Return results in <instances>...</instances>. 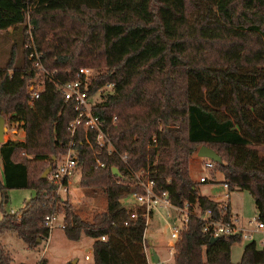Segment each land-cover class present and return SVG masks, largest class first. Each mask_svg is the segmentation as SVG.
<instances>
[{
  "label": "trees",
  "instance_id": "1",
  "mask_svg": "<svg viewBox=\"0 0 264 264\" xmlns=\"http://www.w3.org/2000/svg\"><path fill=\"white\" fill-rule=\"evenodd\" d=\"M27 9L30 26L20 27ZM11 27H20L21 51L15 57L13 45L0 64V115L17 122L24 137L0 142V188L27 187L33 194L15 214L2 211L0 234L12 232L32 248L48 237L44 216L62 213L66 239H92L91 264H147L143 218L122 224L131 207L121 200L141 190L139 170L172 205L187 204L189 211L196 205L199 213L229 220L226 202L199 193L189 175V156L201 144L220 156L211 170L221 172L226 189L247 190L264 222V151L250 146L264 143V0H0V30ZM28 29L42 66L53 71L41 75L31 103L27 83L38 72L31 47L23 46ZM257 65L261 72L248 68ZM79 66L94 69L87 95L112 84L91 104L101 144L94 128L79 123L69 131L73 103L59 86ZM68 148L78 184L104 194V210L89 220L40 177ZM202 226L189 215L172 262L155 264H229L240 235L208 242ZM238 263L264 264V244L245 243ZM0 264H12L1 245Z\"/></svg>",
  "mask_w": 264,
  "mask_h": 264
},
{
  "label": "rangeland",
  "instance_id": "2",
  "mask_svg": "<svg viewBox=\"0 0 264 264\" xmlns=\"http://www.w3.org/2000/svg\"><path fill=\"white\" fill-rule=\"evenodd\" d=\"M28 18L29 12L27 9L20 27L24 25L27 27L30 26ZM20 27H11L5 30H0V64H3L8 59L13 49V45H15L13 55L19 58L21 51ZM262 67L263 66L261 65H257L248 68H251L256 72H261ZM103 88L104 92L109 87L107 88V86H104ZM100 92L99 90L94 92L89 97V100L91 102L97 100ZM16 123L17 122L10 121L4 117V124L6 125L5 132H7V136L6 134H3V140L10 137L11 131L13 132L11 136L19 137L20 126ZM250 146L255 148L259 153L264 151V143L250 144ZM197 147L198 145L190 155H193V160L196 163L195 166L197 165L198 169H194L193 165L190 172H192L194 176L204 175L207 178L203 182L196 180L198 191L201 194H207V197L212 200L220 198L224 200L226 192V199L228 200L229 208L233 214L231 216L237 218L238 224L242 225V232L245 233L246 229H252L253 225L252 223H248V221L255 218L256 213L249 192L244 189L228 190L225 186H222V179H219V177H222V174L219 170H210L200 165L202 159L200 160L199 157L195 155ZM78 175V170L74 169L69 178L70 184L68 186V191L66 193L61 192L59 197L69 203L71 209L82 219L89 220L94 213L104 210V194L99 187L80 186L77 181ZM32 194V189L27 187L0 188V217L2 211L10 214L18 212L23 203L27 201ZM223 200L219 202L225 203L226 201ZM121 201L125 202L129 207L132 206V204H130V199L124 198ZM197 209V206L194 205V212H197ZM157 211H152L153 214L149 219L150 221L143 231L144 239L142 244L146 246L145 257L147 264H153L152 252L160 262L170 263L172 261V254H169L168 248L166 247L169 234L163 227L161 212L158 213ZM55 216V225L49 230L50 233L48 237L44 241L36 243L32 248L27 247L12 232H4L0 234V245L10 256L12 264H39L40 261H42V264H68L74 259L76 260L75 264H91L92 239L86 236H81L77 241L66 239L62 230L57 225L62 222V213H56ZM252 235L256 247L259 248L261 246L260 234L252 233ZM148 242L151 244L149 245ZM247 242H249V240L241 238V241L231 244L229 251V264H239L238 261L242 247ZM85 255L88 257L87 259H84Z\"/></svg>",
  "mask_w": 264,
  "mask_h": 264
},
{
  "label": "built area",
  "instance_id": "3",
  "mask_svg": "<svg viewBox=\"0 0 264 264\" xmlns=\"http://www.w3.org/2000/svg\"><path fill=\"white\" fill-rule=\"evenodd\" d=\"M24 47H31L28 52V57H32L31 64L37 69V72L33 77L28 80L27 91L29 93L27 102L31 101L39 95V92L43 86V80L41 75H46L48 77L52 76L53 71H47L42 66L37 51L32 45L31 34L28 29V38L23 43ZM94 69L87 66H79L75 72V78L71 80L64 81L60 84L59 89L64 99H70L73 103L74 116L69 121L68 127L70 133L73 132L75 125L81 123L84 130L88 128L96 129V139L101 144L103 141V134L100 127V121L98 117L93 114L91 110L92 102L89 100V95H87L88 84L93 77ZM111 88V83H106L101 88L99 92H103V87ZM105 91H109L110 89ZM114 119V116H112ZM74 151L72 148L59 156V158L54 162L49 172L47 173V178L54 184L55 194L58 195L61 192L66 193L68 191V186L70 184L69 178L75 167V159L73 155ZM202 162L200 165L207 169H212V161L207 157H201ZM101 165V163H98ZM135 178L137 184L141 187L140 191H132L127 199H130L131 208L127 211V219L123 221V225L126 226L130 220H135L138 215L144 220V228L149 222L152 211L161 212V218L163 222V227L168 231L169 237L166 242V247L168 248L169 254L173 252V245L178 239L179 232L182 227L185 226L189 215H194L203 222L202 231L207 233L210 237H228L231 235H240L241 238L253 241L252 233L260 234V244H264V222L252 218L248 223H252V229H244L243 233L242 225L238 224L237 218L232 217L230 214L229 220H223L220 216L218 219L210 217V211L205 210L203 213H199L192 210H188V205L184 204L181 207L172 205L167 199L166 191H156L153 189V180L148 176L146 171L139 170L135 173ZM197 181H205L207 178L204 175H199ZM224 184V183H223ZM225 186V184H224ZM226 197V193H225ZM125 198V199H126ZM225 208V207H224ZM137 209V210H136ZM139 210V212H138ZM56 216L55 214H49L44 216L43 225L48 229H52L55 225ZM61 229L63 223L57 224ZM104 239V237H100ZM143 252L145 254V245L141 244ZM88 257L85 255L84 259Z\"/></svg>",
  "mask_w": 264,
  "mask_h": 264
},
{
  "label": "water",
  "instance_id": "4",
  "mask_svg": "<svg viewBox=\"0 0 264 264\" xmlns=\"http://www.w3.org/2000/svg\"><path fill=\"white\" fill-rule=\"evenodd\" d=\"M6 129V125L4 124V118L0 115V142L3 141V132L5 131ZM196 155L197 156H200V157H207L215 162H218V163H221V159H220V156L209 146H206V145H199L195 151ZM51 159H54V156L52 155L51 156ZM51 168V164L48 163L44 168L43 170L41 171L40 173V177L44 178L47 176V173L49 172ZM111 172L113 174H116V169L115 167H111ZM216 239V237H209L208 239V242H212ZM38 242V241H37ZM150 245V244H149ZM152 257H153V264L157 263L158 262V259L156 257V255L152 252ZM76 260H72L70 262V264H75Z\"/></svg>",
  "mask_w": 264,
  "mask_h": 264
},
{
  "label": "crops",
  "instance_id": "5",
  "mask_svg": "<svg viewBox=\"0 0 264 264\" xmlns=\"http://www.w3.org/2000/svg\"><path fill=\"white\" fill-rule=\"evenodd\" d=\"M17 124V123H16ZM19 125V124H18ZM20 126V125H19ZM19 137L17 138V137H14V136H11V134L13 133L12 131H11V133H10V137H8V138H6V139H13V140H22L23 139V137H24V130H23V128L20 126V128H19ZM3 134L5 135L6 134V136H7V132H3ZM3 136V135H2ZM14 137V138H13ZM5 139V140H6ZM4 141V140H3ZM195 155H196V153H195ZM197 156V155H196ZM197 157H199V159L201 160L202 158L200 157V156H197ZM195 162H194V160H193V155H190L189 156V159H188V172H189V175H190V177L193 179V180H198L197 178H198V175L197 176H194V174H192V172H190V170H191V168H193V165H194V169H198V166L196 167L195 166ZM0 178H1V159H0ZM219 179H222V177H219ZM203 182V181H202ZM222 186H224V184L222 183ZM200 193V192H199ZM226 193V192H225ZM204 195H207V194H205L204 193ZM227 198V193H226V197H225V199L223 200L222 198H220V199H213V200H215V201H226V204H227V206H228V208H229V204H228V200L226 199ZM229 213L231 214V215H233L232 214V212H231V210H230V208H229ZM150 221V220H149ZM145 229V228H144ZM50 233V232H49ZM49 233H48V235H49ZM143 239H144V237H143ZM92 242V241H91ZM148 244H151L150 242H148ZM158 259V258H157ZM158 262H160L159 260H158ZM172 262V261H171ZM170 262V263H171ZM146 263H147V261H146ZM162 263H164V262H162Z\"/></svg>",
  "mask_w": 264,
  "mask_h": 264
}]
</instances>
